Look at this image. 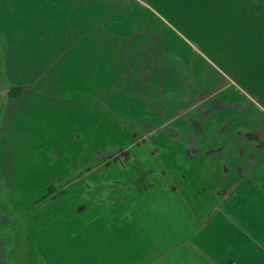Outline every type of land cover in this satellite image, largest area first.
<instances>
[{
  "label": "crops",
  "instance_id": "crops-1",
  "mask_svg": "<svg viewBox=\"0 0 264 264\" xmlns=\"http://www.w3.org/2000/svg\"><path fill=\"white\" fill-rule=\"evenodd\" d=\"M145 1L150 10L234 8L225 0ZM87 11L88 0H0V87H7L9 59L19 58V27H34L37 36L40 27L86 29ZM182 48L176 53L188 63L194 53ZM226 84L201 98L218 106L199 99L179 113L175 140L166 136L157 148L150 135L138 146L142 160L102 165L100 157L92 174L86 157L67 158L66 127L46 128L37 118L34 131L33 116L28 123L17 110L6 114L18 100L6 98L0 177L7 209L37 252L33 264H264V93L241 99ZM63 177L77 179L47 200Z\"/></svg>",
  "mask_w": 264,
  "mask_h": 264
},
{
  "label": "rangeland",
  "instance_id": "rangeland-1",
  "mask_svg": "<svg viewBox=\"0 0 264 264\" xmlns=\"http://www.w3.org/2000/svg\"><path fill=\"white\" fill-rule=\"evenodd\" d=\"M227 1L223 6L234 8L150 10L145 0H88L86 29L40 27L37 36L36 28L19 27V58L9 59L0 115L6 98H18L6 114L17 110L28 123L33 116L34 131L37 118L46 128L66 127L67 158L77 164L86 157L89 174L94 161L103 157L100 164L108 165L121 149L127 153L122 164L142 160L143 141L151 135L159 148L166 136L175 140V124L184 123L179 113L196 109L199 99L207 103L203 94L223 82L227 92L238 88L241 99L264 93V0ZM179 45L194 53L188 63L177 55ZM74 179H61L47 192L55 197ZM3 185L0 177V264H33L37 252L8 211ZM22 190L19 195L27 194Z\"/></svg>",
  "mask_w": 264,
  "mask_h": 264
},
{
  "label": "flooded vegetation",
  "instance_id": "flooded-vegetation-1",
  "mask_svg": "<svg viewBox=\"0 0 264 264\" xmlns=\"http://www.w3.org/2000/svg\"><path fill=\"white\" fill-rule=\"evenodd\" d=\"M205 99L207 100V103H209V105H210L211 108H214V107H216V106L219 105L218 101H216L215 98H212V97H208V96H207ZM201 112H205V107H201ZM195 125H196V124H195ZM121 150H122V149H121ZM121 150L119 151V152H120L119 154H118V153L116 154L117 157L119 158V161H122L124 155L127 154L126 151H123V150L121 151ZM118 155H119V156H118ZM131 157H132V155H131ZM124 160H126V158H125ZM124 160H123V161H124ZM139 178H140V177H139ZM140 179H142V177H141Z\"/></svg>",
  "mask_w": 264,
  "mask_h": 264
},
{
  "label": "trees",
  "instance_id": "trees-1",
  "mask_svg": "<svg viewBox=\"0 0 264 264\" xmlns=\"http://www.w3.org/2000/svg\"><path fill=\"white\" fill-rule=\"evenodd\" d=\"M51 189H52V186L49 187V189H48L49 192L51 191ZM46 196H47V200L53 198L52 196H50V193H48V192H47Z\"/></svg>",
  "mask_w": 264,
  "mask_h": 264
}]
</instances>
